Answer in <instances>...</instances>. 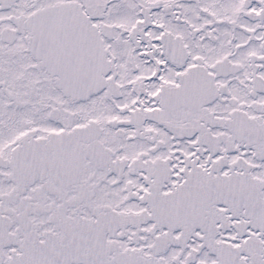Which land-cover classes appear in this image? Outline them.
Returning <instances> with one entry per match:
<instances>
[{"label": "snow or ice", "instance_id": "6c2138e0", "mask_svg": "<svg viewBox=\"0 0 264 264\" xmlns=\"http://www.w3.org/2000/svg\"><path fill=\"white\" fill-rule=\"evenodd\" d=\"M0 264H264V0H0Z\"/></svg>", "mask_w": 264, "mask_h": 264}]
</instances>
